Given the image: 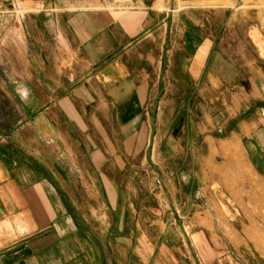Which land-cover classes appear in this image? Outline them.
<instances>
[{
	"label": "crops",
	"instance_id": "0c3cea01",
	"mask_svg": "<svg viewBox=\"0 0 264 264\" xmlns=\"http://www.w3.org/2000/svg\"><path fill=\"white\" fill-rule=\"evenodd\" d=\"M182 1L0 0V264H264V0Z\"/></svg>",
	"mask_w": 264,
	"mask_h": 264
},
{
	"label": "rangeland",
	"instance_id": "374dc122",
	"mask_svg": "<svg viewBox=\"0 0 264 264\" xmlns=\"http://www.w3.org/2000/svg\"><path fill=\"white\" fill-rule=\"evenodd\" d=\"M177 9H183L188 5L187 2H184L182 0H177ZM250 3H248L247 0L240 1L238 4L239 11H247L249 9ZM254 6H257L256 8H253V10H257L264 8V2H261L260 4H256ZM252 15V14H251ZM255 16V15H253ZM260 18L263 19V15L260 14ZM240 34L243 36L244 34ZM254 57H256V53H254ZM239 167H240V174L236 177L237 181V189L233 192L236 198L238 199V202L242 204V208L244 211L247 212V216L253 217V219H256L258 224H256V227L254 230L256 231V234L259 237L252 238L249 240H243L245 242V245L248 247L254 249L255 252H259L261 256L257 255L258 259L264 261V181L259 178L256 175H251L248 172L247 167L244 165V163L241 160H238ZM141 165L148 166L150 169L148 172L142 171L138 178V182L142 184V187L144 189L142 198L145 200H153L157 199L155 195H158L163 200H168L169 195L167 194V188L163 187L160 182L157 180V174L155 171L149 166V163L147 159L144 157L141 160ZM161 183H165L163 177L161 180ZM247 184V187L245 185ZM150 188L153 189V191H150ZM170 190V189H169ZM167 206V205H166ZM176 215H182L185 211V208L183 206H175L174 207ZM175 217V214H174Z\"/></svg>",
	"mask_w": 264,
	"mask_h": 264
},
{
	"label": "water",
	"instance_id": "95a60500",
	"mask_svg": "<svg viewBox=\"0 0 264 264\" xmlns=\"http://www.w3.org/2000/svg\"><path fill=\"white\" fill-rule=\"evenodd\" d=\"M161 180V179H160Z\"/></svg>",
	"mask_w": 264,
	"mask_h": 264
}]
</instances>
